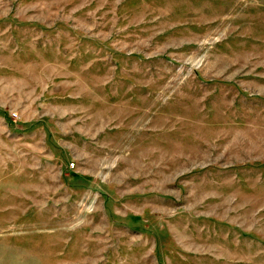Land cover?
Instances as JSON below:
<instances>
[{"label":"rangeland","instance_id":"obj_1","mask_svg":"<svg viewBox=\"0 0 264 264\" xmlns=\"http://www.w3.org/2000/svg\"><path fill=\"white\" fill-rule=\"evenodd\" d=\"M0 264H264V0H0Z\"/></svg>","mask_w":264,"mask_h":264},{"label":"built area","instance_id":"obj_2","mask_svg":"<svg viewBox=\"0 0 264 264\" xmlns=\"http://www.w3.org/2000/svg\"><path fill=\"white\" fill-rule=\"evenodd\" d=\"M70 165H73V163H71Z\"/></svg>","mask_w":264,"mask_h":264}]
</instances>
